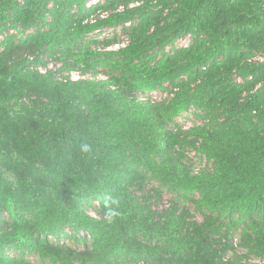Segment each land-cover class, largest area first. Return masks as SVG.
Returning a JSON list of instances; mask_svg holds the SVG:
<instances>
[{
	"label": "trees",
	"instance_id": "obj_1",
	"mask_svg": "<svg viewBox=\"0 0 264 264\" xmlns=\"http://www.w3.org/2000/svg\"><path fill=\"white\" fill-rule=\"evenodd\" d=\"M0 264H264V0H0Z\"/></svg>",
	"mask_w": 264,
	"mask_h": 264
},
{
	"label": "rangeland",
	"instance_id": "obj_2",
	"mask_svg": "<svg viewBox=\"0 0 264 264\" xmlns=\"http://www.w3.org/2000/svg\"><path fill=\"white\" fill-rule=\"evenodd\" d=\"M106 17L107 16H101L100 18H106ZM104 38H110V34L105 33V35L100 37L99 39L102 40ZM118 48H121V46H114V47L109 48L107 50L115 51ZM48 68L51 70H58L60 68V66L56 65L55 63H49ZM84 78L85 79H93L92 76H84ZM103 79H104L103 76H98V78H97V80H103ZM147 197L148 198L152 197V194H148ZM151 200H152L151 202L154 203L153 209L158 211V212H161V211L167 209V207L170 205V197L168 194L161 195L158 200H155V201H153V199H151ZM91 216H94V214L91 213ZM196 220H199V219H196Z\"/></svg>",
	"mask_w": 264,
	"mask_h": 264
},
{
	"label": "clouds",
	"instance_id": "obj_3",
	"mask_svg": "<svg viewBox=\"0 0 264 264\" xmlns=\"http://www.w3.org/2000/svg\"><path fill=\"white\" fill-rule=\"evenodd\" d=\"M81 152H88L90 150L89 145L81 144ZM118 199L112 194H106L103 200L104 218L108 223L113 222V220L120 215L118 210ZM253 263H259V261H253Z\"/></svg>",
	"mask_w": 264,
	"mask_h": 264
},
{
	"label": "built area",
	"instance_id": "obj_4",
	"mask_svg": "<svg viewBox=\"0 0 264 264\" xmlns=\"http://www.w3.org/2000/svg\"><path fill=\"white\" fill-rule=\"evenodd\" d=\"M68 76H69V80L72 82L77 81L79 79H84V77H81L78 72H72Z\"/></svg>",
	"mask_w": 264,
	"mask_h": 264
}]
</instances>
